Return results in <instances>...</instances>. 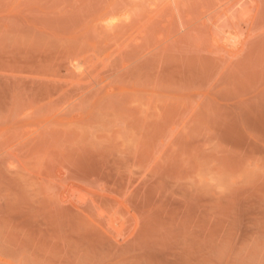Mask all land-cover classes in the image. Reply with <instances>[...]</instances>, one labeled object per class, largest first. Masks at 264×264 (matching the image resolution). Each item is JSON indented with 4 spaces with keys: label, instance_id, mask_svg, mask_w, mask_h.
<instances>
[{
    "label": "rangeland",
    "instance_id": "rangeland-1",
    "mask_svg": "<svg viewBox=\"0 0 264 264\" xmlns=\"http://www.w3.org/2000/svg\"><path fill=\"white\" fill-rule=\"evenodd\" d=\"M0 264H264V0H0Z\"/></svg>",
    "mask_w": 264,
    "mask_h": 264
}]
</instances>
